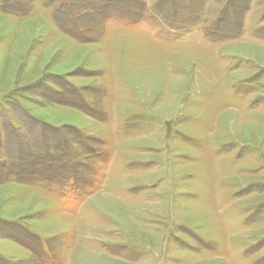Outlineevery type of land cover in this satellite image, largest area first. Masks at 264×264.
I'll return each instance as SVG.
<instances>
[{"label": "rangeland", "instance_id": "1", "mask_svg": "<svg viewBox=\"0 0 264 264\" xmlns=\"http://www.w3.org/2000/svg\"><path fill=\"white\" fill-rule=\"evenodd\" d=\"M0 264H264V0H0Z\"/></svg>", "mask_w": 264, "mask_h": 264}]
</instances>
